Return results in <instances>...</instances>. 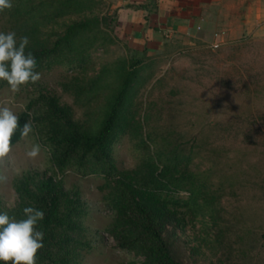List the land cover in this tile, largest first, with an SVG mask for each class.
I'll return each mask as SVG.
<instances>
[{"label":"rangeland","instance_id":"1","mask_svg":"<svg viewBox=\"0 0 264 264\" xmlns=\"http://www.w3.org/2000/svg\"><path fill=\"white\" fill-rule=\"evenodd\" d=\"M39 4L37 16L53 18L23 21L10 9L0 12V32L14 31L17 44L27 36L26 52L51 48L74 23L89 21L94 30L80 48L84 64L43 66L36 70L39 82L18 93L0 81V104L19 117L27 113L32 126L0 160L6 177L0 212L25 218L22 202L32 201L35 185L52 178L62 216L78 202L69 224L81 225L77 233L67 232L73 237L65 246L77 245L72 257L78 264L143 263L144 256L123 249L113 230L119 208L113 178L88 168L62 169L53 142L73 129L96 133L124 76L135 69L127 107L132 129L139 130L120 136L114 147L119 177L135 188L137 176L153 170L154 152L182 146L192 162L181 169L197 179L198 189L196 196L194 187L168 182L164 188L163 195L179 203L173 205L177 219L164 223L173 256L184 264H264V37L245 36L216 50L196 43L152 53L133 45L112 0H33L23 10ZM34 144L41 148L33 158L27 153ZM65 230L58 225L48 235L57 256Z\"/></svg>","mask_w":264,"mask_h":264},{"label":"trees","instance_id":"2","mask_svg":"<svg viewBox=\"0 0 264 264\" xmlns=\"http://www.w3.org/2000/svg\"><path fill=\"white\" fill-rule=\"evenodd\" d=\"M28 2L32 3L33 0H12L11 14L18 13L23 21L34 20L37 16L36 13L42 7L39 4V6L34 5L28 11L23 10L24 4ZM65 9L66 7L62 6L59 11L63 12ZM45 18L48 20L53 16L50 15V17L44 18L37 16L36 20L41 22ZM93 30L92 23L89 21L74 23L53 43L51 48L32 51L37 60L36 70L43 66L49 68L55 64H72L73 67L76 66L75 64H84L85 52H80V48L86 42L84 35L91 33ZM137 77L135 69L126 73L122 87L112 100L108 114L96 133L89 134L73 129V131L63 136H54V159L62 169L71 166L79 169L88 168L90 173L101 174L108 179L113 178L119 204L117 223L113 230L116 232L118 242L123 249L136 251L137 254L144 256L145 260L141 264H184L173 256L170 244L164 236V223L167 219H177L173 205L179 203L173 197L163 195V191L167 186L166 184L171 182L179 188H182L181 186L194 187L195 189L191 194L197 196V179L181 169L184 164L188 166L192 162L191 155H185L182 146H175L167 150L163 149V152H154L152 155V160H154V163L152 162L153 170L138 175L139 183L135 188L119 177L115 165L113 151L119 137L129 133L136 135L139 130L132 129L135 121L127 107L129 93ZM28 120L29 115L27 113L22 114L19 117L20 128ZM21 140L18 130L12 138V145ZM142 144L149 147L148 141L144 140ZM174 172L181 173V175L172 176L170 179V175ZM35 187L36 195L32 201L22 202L21 209L32 206L43 210L45 213V217L40 221L39 226V230H42L45 234L44 247L39 250L37 258L45 256L50 260L48 264H78L76 258L72 257L74 248L77 245L65 247L71 243V237H73L68 235L67 232L77 233L81 225L78 222L73 223L75 225L69 224V218L79 213L78 202H75L76 200L72 201L68 213L62 216V196L58 193L59 191L53 179L40 181ZM58 225L66 229L64 233L66 237L62 242L64 246L57 251L59 256L52 253L51 247L53 245L48 236ZM69 248H71V251ZM39 263L40 261H37V264ZM0 264H3V262H0Z\"/></svg>","mask_w":264,"mask_h":264},{"label":"crops","instance_id":"3","mask_svg":"<svg viewBox=\"0 0 264 264\" xmlns=\"http://www.w3.org/2000/svg\"><path fill=\"white\" fill-rule=\"evenodd\" d=\"M112 1L133 45L152 53L264 37V0Z\"/></svg>","mask_w":264,"mask_h":264},{"label":"clouds","instance_id":"4","mask_svg":"<svg viewBox=\"0 0 264 264\" xmlns=\"http://www.w3.org/2000/svg\"><path fill=\"white\" fill-rule=\"evenodd\" d=\"M12 7V0H0V12ZM29 42L27 36H22L17 44L14 31L0 32V81H6L12 93L41 79V74L36 71L35 56L31 51L26 52ZM18 130L23 139L32 132V126L27 122L20 128L19 116L10 107L0 104V160L11 153L12 138ZM40 148L39 144L32 145L27 155L36 157ZM5 179L0 176V181ZM22 211L25 218L19 220L7 212H0V262L3 264H37V254L44 247L45 234L39 230L44 211L32 206L24 207Z\"/></svg>","mask_w":264,"mask_h":264},{"label":"built area","instance_id":"5","mask_svg":"<svg viewBox=\"0 0 264 264\" xmlns=\"http://www.w3.org/2000/svg\"><path fill=\"white\" fill-rule=\"evenodd\" d=\"M222 43L221 42H217L216 44L212 45V49L213 50H216V49H219L221 47Z\"/></svg>","mask_w":264,"mask_h":264}]
</instances>
